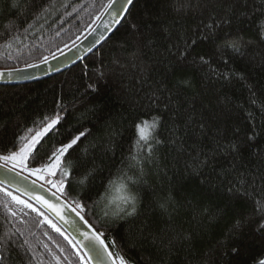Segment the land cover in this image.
Segmentation results:
<instances>
[{
    "label": "trees",
    "instance_id": "16d2710c",
    "mask_svg": "<svg viewBox=\"0 0 264 264\" xmlns=\"http://www.w3.org/2000/svg\"><path fill=\"white\" fill-rule=\"evenodd\" d=\"M108 3L0 0V70L64 51ZM261 20L264 0H134L81 62L43 80L0 86V155L59 114L30 167L84 131L65 166L86 161L94 185L128 183L143 168L133 189L138 213L127 222H108L102 206L83 201L85 218L105 233L114 257L125 264H254L264 256ZM225 40L242 54L225 50ZM145 121L149 139L137 144L135 125ZM83 175L75 173L72 189L59 194L69 203L80 199ZM45 218L0 190V264H80L78 248Z\"/></svg>",
    "mask_w": 264,
    "mask_h": 264
},
{
    "label": "snow or ice",
    "instance_id": "6c2138e0",
    "mask_svg": "<svg viewBox=\"0 0 264 264\" xmlns=\"http://www.w3.org/2000/svg\"><path fill=\"white\" fill-rule=\"evenodd\" d=\"M128 3H131V0H127ZM115 3V0H109V3L105 6V11L112 8V5ZM15 6V3H14ZM118 14V13H117ZM260 35L264 36V20L260 21ZM67 47V46H66ZM225 50H231L233 53L242 54L241 48L235 41L225 40L224 43ZM55 58V56H53ZM203 61V57L200 58ZM48 57H44L41 63H47ZM27 67H35V65H26ZM3 75V73H0ZM61 117L57 114L52 118L45 126L42 132H38L36 136L32 137L31 141L22 145L16 151H9L6 154L0 155V161L3 163L0 164V168L4 169V180H0V190L5 191V193L12 197V199L19 204L24 205L27 208H30L32 211L37 212L39 215H43L39 209L33 207V205L25 200L20 199L18 196L12 195L11 192L7 191V188L4 187L5 182L9 184L15 179V177H22L23 179H28L29 176H35L38 180H43L45 183L51 185L56 189V192H59L62 196H66L69 190L72 189L74 174L83 171V178L77 181L81 186V191L77 193L80 196V199L72 198L71 203L60 202V205L53 204L43 197L36 196L35 199L40 202L42 205L46 206L48 209L53 211L61 220H64L65 223H68L65 220L63 215V209H68L79 218L84 225L89 229L88 232H82L81 235L84 238L91 242L90 245H84L88 247L89 251L94 253L89 255V252H84L81 254L80 251L76 252V255L79 257L80 264H92L95 261V264H125L123 257L115 256L109 251V246L105 243V233L97 231L92 224L88 222L85 218L86 209H89V205L86 200H92L91 208L95 209L102 206V215L105 220L108 222L112 221H124L127 222L128 218L134 217L138 213V204L139 196L138 192L133 191L135 186L140 183L141 177L143 176V168L140 169L139 175L134 179L132 176H126L125 179L128 183H125L123 180L117 185L115 181H110L107 188H104L103 183L99 186L94 185L92 181L95 178V169H88L86 161H82L79 158L70 161L68 166H65V161L68 160V157L72 154L70 150H73V147L78 144L82 137L85 136V132H79L75 137H73L67 143L60 144L55 147L50 154L46 156V159L36 167H30L29 162L36 160V154L34 150L37 149V145L40 143L41 138L47 135L50 131L56 130V126L60 123ZM148 122H143V125L137 123L135 125L136 132L138 134L137 144H140L141 141L146 142L149 139L147 132ZM153 127L155 124L152 125ZM156 143H160L159 140ZM149 150V156L152 154V145L147 144ZM132 160L139 163L136 156H132ZM9 165H11L9 167ZM135 167V165H131ZM18 169V170H17ZM27 173V176H23V173ZM9 173L14 175L9 176ZM59 177L58 181L49 179L50 177ZM35 183V181H32ZM104 188V191L101 192L100 189ZM115 188V191L118 195L112 194V189ZM55 195V193H53ZM59 200V197H57ZM164 207V205H161ZM259 207V202H258ZM14 215V213H13ZM46 222L58 233L64 235L59 227L51 220L45 218ZM264 226V225H262ZM79 229V225L74 224L73 230L76 231ZM65 239H68L65 236ZM69 243H73L72 240H69ZM82 242H77L73 244L74 248H77L78 244ZM171 243V241L169 242ZM234 251H238L234 249ZM254 264H264V256L256 259Z\"/></svg>",
    "mask_w": 264,
    "mask_h": 264
},
{
    "label": "water",
    "instance_id": "95a60500",
    "mask_svg": "<svg viewBox=\"0 0 264 264\" xmlns=\"http://www.w3.org/2000/svg\"><path fill=\"white\" fill-rule=\"evenodd\" d=\"M133 2L134 0H131V3H128L127 0H115L112 8L107 11L104 10L95 25L80 40L64 51L54 55L55 58H53V56L48 58L47 63L40 62L34 64L35 67L0 70V73H3V75H0V86L24 85L43 80L64 72L81 62L115 32L125 18ZM0 164H2L1 161ZM12 175L14 174L9 173V176ZM22 175L26 176L24 174ZM4 179V169L0 168V180ZM32 181H35V183H32ZM4 187L45 213L73 243H77L78 241L82 242L77 246L81 254L84 252H89V255L94 254L89 251L88 247H84V245H90L91 242L81 235L82 232H88L89 229L73 212L68 209H63L64 218L68 221V223H65L64 220H61L53 211L35 199L36 196H40L53 204H57V206L60 205V202L69 203L61 195L30 177L26 180L22 177H15L10 184L6 181ZM53 193H55V195H53ZM57 197H59V200ZM74 224L79 225V229L76 231L73 230ZM109 251H111L110 248ZM92 264H95V261H93Z\"/></svg>",
    "mask_w": 264,
    "mask_h": 264
},
{
    "label": "rangeland",
    "instance_id": "374dc122",
    "mask_svg": "<svg viewBox=\"0 0 264 264\" xmlns=\"http://www.w3.org/2000/svg\"><path fill=\"white\" fill-rule=\"evenodd\" d=\"M44 128H45V127H44ZM44 128L40 129L38 132H42ZM146 130H147V132H148V134H149L150 128H149L148 126H147V129H146ZM38 132H37V133H38ZM37 133H35L33 136H31V137L29 138V140H28L26 143L30 142L31 139H32V137L36 136ZM26 143H25V144H26ZM1 162H2V161H1ZM2 163H3V162H2ZM10 166H11V165H9V167H10ZM17 170H18V169H17ZM23 174L26 175V176L28 175L26 172L23 173ZM29 177L32 178V179H34V180H36L37 182H39V183H41V184L47 186V187H49V188L52 189L54 192H56V189H55L54 187H52L51 185L45 183L43 180H38V179H36L35 176H29ZM49 179L55 180L54 177H50ZM55 181H56V180H55ZM56 193L60 194L59 192H56Z\"/></svg>",
    "mask_w": 264,
    "mask_h": 264
}]
</instances>
